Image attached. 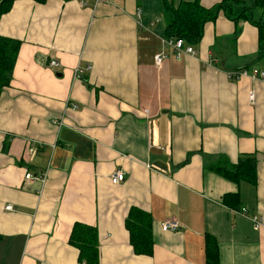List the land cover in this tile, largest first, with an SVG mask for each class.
<instances>
[{
	"label": "crops",
	"instance_id": "1",
	"mask_svg": "<svg viewBox=\"0 0 264 264\" xmlns=\"http://www.w3.org/2000/svg\"><path fill=\"white\" fill-rule=\"evenodd\" d=\"M177 1L14 0L0 16V35L21 41L0 90V264H85L68 241L74 222L97 228V264H205L206 234L219 264H264V227L238 212L264 221V78L230 77L264 65L259 30L219 14L195 53L176 57L163 39L164 4ZM77 65L91 66L82 79ZM241 153L256 156L254 185L211 167ZM237 190L238 208L221 202ZM131 206L152 216L151 255L130 245ZM167 218L180 228L162 229Z\"/></svg>",
	"mask_w": 264,
	"mask_h": 264
},
{
	"label": "trees",
	"instance_id": "2",
	"mask_svg": "<svg viewBox=\"0 0 264 264\" xmlns=\"http://www.w3.org/2000/svg\"><path fill=\"white\" fill-rule=\"evenodd\" d=\"M14 0H0V16L8 12ZM43 3L45 0H35ZM168 22L164 29L165 38H182L187 44H197L203 36L204 24L213 21L219 14L228 19L249 20L259 30L258 58H264V21L253 19L255 8L264 6V0H253L250 5L242 0H220L213 5L204 6L200 0H178L175 3L165 2ZM21 41L17 38L0 35V90L8 86L12 79ZM257 159L255 154L241 153L234 164H214L212 169L236 184L246 182L257 183ZM221 202L230 208H238L239 191L227 192L221 196ZM153 219L150 213L131 206L125 218L129 242L136 254L151 255L154 239L152 231ZM68 241L78 249V260L85 264H97L99 260V243L97 228L82 222H74ZM205 264H219V249L216 240L210 234L205 235Z\"/></svg>",
	"mask_w": 264,
	"mask_h": 264
},
{
	"label": "built area",
	"instance_id": "3",
	"mask_svg": "<svg viewBox=\"0 0 264 264\" xmlns=\"http://www.w3.org/2000/svg\"><path fill=\"white\" fill-rule=\"evenodd\" d=\"M104 1H108V0H78L79 4L83 7H85V6H96L99 3L104 2ZM135 16H136V21L138 23H140L141 12L139 10H137L135 12ZM163 44L165 45V47H171L173 49L176 57H180V55L182 53H189V54L195 53L193 45L187 44L185 42V40L182 38H164ZM165 56H166V54L164 52H161V53L154 55V63L160 64L161 61L165 58ZM57 64H58V62L55 59L50 61V65H57ZM90 68H91L90 65H87L86 67H81L80 65H77V67H75V69H74V75L73 76L75 78L82 79V75L86 71H89ZM232 75H235L236 76L235 78H239L241 76H247V75H250L252 78H264V65H262L260 68L253 67L250 71H246V70L242 69L239 71L230 72V77ZM251 97H252V95H251ZM74 107H75V105H74ZM45 176H46V173H42L41 175H38V176H34L30 172L25 173L26 179L36 178V179L40 180L41 183L44 182ZM123 178H124V172L121 170H116L110 176V181L113 184H116V183H119L120 181H122ZM5 209H12V205L11 204L6 205ZM238 212L241 213L242 215L248 216L250 218L252 227L255 231L260 230L262 227H264L263 218L261 216H259L258 214L248 215L247 209L245 207H240ZM161 227L164 230L176 231L180 228V223L175 219L167 218L164 221H162Z\"/></svg>",
	"mask_w": 264,
	"mask_h": 264
},
{
	"label": "rangeland",
	"instance_id": "4",
	"mask_svg": "<svg viewBox=\"0 0 264 264\" xmlns=\"http://www.w3.org/2000/svg\"><path fill=\"white\" fill-rule=\"evenodd\" d=\"M77 67V66H76ZM75 69V68H74ZM73 75H74V70H73ZM243 207V206H242ZM246 208V207H245ZM240 209V208H239ZM247 209V208H246ZM248 215H251L247 209ZM248 217V216H247ZM249 218V217H248Z\"/></svg>",
	"mask_w": 264,
	"mask_h": 264
}]
</instances>
